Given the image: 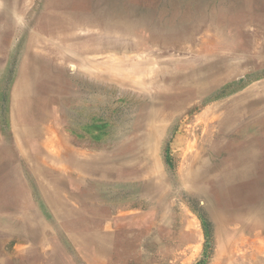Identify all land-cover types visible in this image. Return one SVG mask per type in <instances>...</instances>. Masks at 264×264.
I'll use <instances>...</instances> for the list:
<instances>
[{"label":"rangeland","instance_id":"1","mask_svg":"<svg viewBox=\"0 0 264 264\" xmlns=\"http://www.w3.org/2000/svg\"><path fill=\"white\" fill-rule=\"evenodd\" d=\"M0 264H264V0H0Z\"/></svg>","mask_w":264,"mask_h":264},{"label":"bare ground","instance_id":"2","mask_svg":"<svg viewBox=\"0 0 264 264\" xmlns=\"http://www.w3.org/2000/svg\"><path fill=\"white\" fill-rule=\"evenodd\" d=\"M6 36V35H5ZM124 170V169H123ZM114 172V171H113Z\"/></svg>","mask_w":264,"mask_h":264}]
</instances>
